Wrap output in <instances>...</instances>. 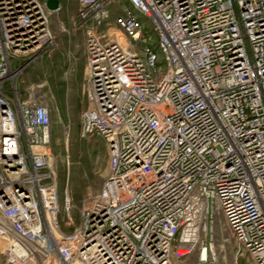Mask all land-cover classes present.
Masks as SVG:
<instances>
[{
	"label": "built area",
	"instance_id": "1",
	"mask_svg": "<svg viewBox=\"0 0 264 264\" xmlns=\"http://www.w3.org/2000/svg\"><path fill=\"white\" fill-rule=\"evenodd\" d=\"M46 1L0 0V264H218V216L249 264H264V0H76L79 134L102 137L109 159L68 233L51 111L18 88L56 47L50 18L62 6ZM142 19L156 44L138 51L151 40Z\"/></svg>",
	"mask_w": 264,
	"mask_h": 264
},
{
	"label": "rangeland",
	"instance_id": "2",
	"mask_svg": "<svg viewBox=\"0 0 264 264\" xmlns=\"http://www.w3.org/2000/svg\"><path fill=\"white\" fill-rule=\"evenodd\" d=\"M61 10L50 18L51 30L55 38V49L44 59L31 65L20 77L18 88L26 90L34 87L39 101L46 103L51 111L52 131L49 154L52 157L53 170L56 176L60 204L61 231L68 233L78 225L81 210L103 187L108 174L109 152L105 140L94 135L87 139L80 137V114L84 100L70 87L73 79L66 73L68 70H82V44L85 32L75 22L77 12L76 0H61ZM123 3L116 2L111 6L110 22L123 14ZM144 21V35L151 37L147 44L137 45L141 51L145 46L153 47L156 36L150 22ZM109 32L113 38L126 39L115 29ZM121 42V41H120ZM122 43V42H121ZM68 197L71 210L66 212L63 201ZM214 249L218 264H249L246 254L238 252L225 220L218 216L212 229ZM210 236L201 235L202 241L209 243Z\"/></svg>",
	"mask_w": 264,
	"mask_h": 264
},
{
	"label": "crops",
	"instance_id": "3",
	"mask_svg": "<svg viewBox=\"0 0 264 264\" xmlns=\"http://www.w3.org/2000/svg\"><path fill=\"white\" fill-rule=\"evenodd\" d=\"M61 3V0H59ZM62 5V4H61ZM82 59H83V69L82 70H68L66 73V76H68V72L70 74V78L73 79L71 82L70 87H72L73 90H75L77 93L80 90L81 95L84 100H81L80 104H82L81 113L87 108V98L85 94V76H86V70H85V42L82 44ZM79 89V90H78Z\"/></svg>",
	"mask_w": 264,
	"mask_h": 264
},
{
	"label": "water",
	"instance_id": "4",
	"mask_svg": "<svg viewBox=\"0 0 264 264\" xmlns=\"http://www.w3.org/2000/svg\"><path fill=\"white\" fill-rule=\"evenodd\" d=\"M46 5L49 10L55 11L59 8L60 2L59 0H47Z\"/></svg>",
	"mask_w": 264,
	"mask_h": 264
},
{
	"label": "bare ground",
	"instance_id": "5",
	"mask_svg": "<svg viewBox=\"0 0 264 264\" xmlns=\"http://www.w3.org/2000/svg\"><path fill=\"white\" fill-rule=\"evenodd\" d=\"M124 45H126V41L124 39L120 40Z\"/></svg>",
	"mask_w": 264,
	"mask_h": 264
}]
</instances>
